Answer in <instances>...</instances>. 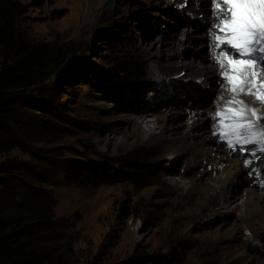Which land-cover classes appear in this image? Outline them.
I'll return each instance as SVG.
<instances>
[{"label": "rangeland", "instance_id": "rangeland-1", "mask_svg": "<svg viewBox=\"0 0 264 264\" xmlns=\"http://www.w3.org/2000/svg\"><path fill=\"white\" fill-rule=\"evenodd\" d=\"M220 21L212 0H0L2 33L15 46L62 48L67 78L119 61L146 70L134 96L118 104L89 83L50 80L70 123L38 147L59 148L58 160L109 166L151 149L150 163L166 173L143 190L58 176L54 215L71 224L63 232L73 264L180 251V264H264V60L254 62L262 56L255 51L233 56L227 46L229 59L251 60L248 75L230 77L214 31ZM120 27L130 41L110 50L109 35L121 37Z\"/></svg>", "mask_w": 264, "mask_h": 264}, {"label": "trees", "instance_id": "trees-1", "mask_svg": "<svg viewBox=\"0 0 264 264\" xmlns=\"http://www.w3.org/2000/svg\"><path fill=\"white\" fill-rule=\"evenodd\" d=\"M117 34L122 36L109 35L110 50L130 41L128 29L120 27ZM0 36L4 43L0 46V264H73V244L63 232L71 224L54 215L51 188L58 176L78 185L129 184L143 190L166 173L150 163L151 149L134 150L118 166H109L86 159L58 160L59 148L38 147L59 138L70 123L56 98L60 86H51L50 80L58 77L66 85L89 83L104 99L118 104L134 96L146 70L119 61L111 69L86 67L84 76L67 78L68 56L62 48L15 46L10 35L0 30ZM13 153L26 158L10 156ZM167 261L182 263L183 251L158 259L138 255L119 264Z\"/></svg>", "mask_w": 264, "mask_h": 264}, {"label": "bare ground", "instance_id": "bare-ground-1", "mask_svg": "<svg viewBox=\"0 0 264 264\" xmlns=\"http://www.w3.org/2000/svg\"><path fill=\"white\" fill-rule=\"evenodd\" d=\"M229 7H230L229 5L222 4V3H218L216 5L217 13L221 20L219 26L214 29L217 36H221L225 40H233L235 44L237 45V49H239L243 53L253 51L254 49L264 48V40H260V36L264 35V20H261L260 22H258L256 26L254 25L253 31L245 32V33L237 34L236 36H233L232 26L225 25L223 23V21L231 19V13L227 11ZM250 8L252 9V11L257 12V13L264 12V5H251ZM255 27L257 28L256 30L254 29ZM221 28H223L224 31H221ZM219 43L220 42L218 41L217 44ZM221 45L225 46L224 44H221ZM227 46L232 47V44L229 43L227 44ZM259 54L264 56V52H260ZM220 60L225 65L226 71L230 77L237 76V75L239 76L248 75L247 71L249 70L248 68H250L249 66L251 65L249 61L251 60L249 61L245 60L244 62L240 61L239 63L237 61L229 59L225 54L220 56ZM167 75L168 77H178L179 76V74H172V73H168ZM142 132L145 134V136L148 137L147 140H150L151 138L155 137L154 126H150L148 125V123L145 125L144 128H142Z\"/></svg>", "mask_w": 264, "mask_h": 264}, {"label": "snow or ice", "instance_id": "snow-or-ice-1", "mask_svg": "<svg viewBox=\"0 0 264 264\" xmlns=\"http://www.w3.org/2000/svg\"><path fill=\"white\" fill-rule=\"evenodd\" d=\"M212 3L214 5L222 3L230 6L227 11L231 13V19L225 20L223 21V23L225 25L232 26L233 36L253 31V26L261 20H264V12L257 13L252 11V9L250 8L251 5H264V0H212ZM221 31H224V29L221 28ZM216 40L220 42L219 44H217V47H220L221 44L225 45L224 47L220 48L221 55H223L226 51H229V49L227 48V44L229 43L232 44L231 54L233 56L238 57L240 55H244L243 52H237L235 50L237 48V45L233 40H225L221 36H216ZM260 40H264V35L260 36ZM253 51L259 54L260 52H264V48L254 49ZM251 58L254 62L257 63L260 62V60H264V56L260 55H254ZM233 90L235 91V89ZM243 90L244 89H241V91ZM221 99H223V97H221ZM219 114L220 110L219 108H217V115ZM213 118L215 119V117ZM261 154L264 155V150L261 151Z\"/></svg>", "mask_w": 264, "mask_h": 264}]
</instances>
